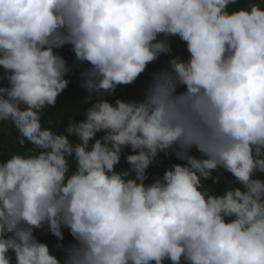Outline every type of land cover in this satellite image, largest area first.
Returning a JSON list of instances; mask_svg holds the SVG:
<instances>
[{
	"label": "clouds",
	"instance_id": "clouds-1",
	"mask_svg": "<svg viewBox=\"0 0 264 264\" xmlns=\"http://www.w3.org/2000/svg\"><path fill=\"white\" fill-rule=\"evenodd\" d=\"M174 37L188 58L142 99L102 98ZM65 45L91 95L58 132L42 117L69 84ZM0 67V122L32 145L0 161V264H264V0H0ZM161 152L183 163L146 182ZM45 228L73 237L62 260Z\"/></svg>",
	"mask_w": 264,
	"mask_h": 264
},
{
	"label": "trees",
	"instance_id": "trees-1",
	"mask_svg": "<svg viewBox=\"0 0 264 264\" xmlns=\"http://www.w3.org/2000/svg\"><path fill=\"white\" fill-rule=\"evenodd\" d=\"M241 4L245 3V0H240ZM172 38L171 47H173ZM60 55H62L69 65H74L73 70L66 75V79L69 80L67 88L57 97L55 106H49L45 109L42 119L46 126H51L53 130L58 132H64L65 127L70 119L75 121L83 120L84 110L90 106V104L85 103V97L91 95V93L82 86V76L80 75L82 69L87 67V65H78L75 61L74 53L71 51L70 45H65L63 48L57 50ZM172 50L170 54H162L157 60L150 63L144 73L136 80L135 83L129 85L118 86L113 95H108L102 97L107 99L109 102H114L116 98L123 100L129 99H142L144 89L147 87L149 80L152 77V73L167 67L168 60L171 56H175ZM183 59H187L189 54L185 50L181 55H178ZM4 71L0 67V84H6L7 81L2 79ZM103 135V133H97V137ZM70 140L77 141L74 136L69 137ZM32 148L28 142H25L24 146H21L18 142V133L14 127L8 122H0V161L7 160L9 156L16 152H27ZM126 152L130 153V149H126ZM193 154L199 155L193 149ZM174 163H183V161L178 160L174 155L165 156L163 152L159 154L156 161L148 169L149 180L146 182H151L157 176H161L166 168L170 167ZM126 160L122 156L120 164L117 165V169L128 168ZM216 173L213 174L215 176ZM259 178L264 179V173L257 174ZM234 177L226 171L221 170V175L219 180L209 179L206 184L210 185L212 190L217 193H221L223 189L229 186V182L233 181ZM64 239L58 241L55 236L47 231V229H37L35 235L40 241L47 243L50 250L61 260L63 259L67 247L74 243V239L67 229H63ZM57 245H60L58 248Z\"/></svg>",
	"mask_w": 264,
	"mask_h": 264
},
{
	"label": "rangeland",
	"instance_id": "rangeland-1",
	"mask_svg": "<svg viewBox=\"0 0 264 264\" xmlns=\"http://www.w3.org/2000/svg\"><path fill=\"white\" fill-rule=\"evenodd\" d=\"M174 44L172 50L175 54L181 55L186 49V44L178 37L173 40Z\"/></svg>",
	"mask_w": 264,
	"mask_h": 264
}]
</instances>
